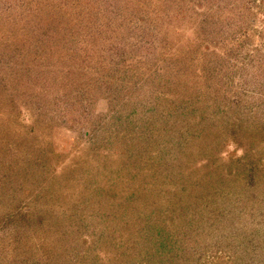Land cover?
Returning a JSON list of instances; mask_svg holds the SVG:
<instances>
[{"label": "rangeland", "instance_id": "obj_1", "mask_svg": "<svg viewBox=\"0 0 264 264\" xmlns=\"http://www.w3.org/2000/svg\"><path fill=\"white\" fill-rule=\"evenodd\" d=\"M0 264H264V0H0Z\"/></svg>", "mask_w": 264, "mask_h": 264}]
</instances>
